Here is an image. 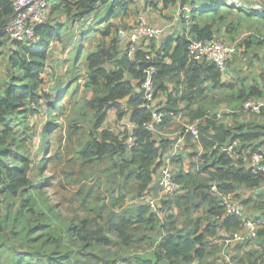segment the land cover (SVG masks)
<instances>
[{
	"label": "rangeland",
	"instance_id": "obj_1",
	"mask_svg": "<svg viewBox=\"0 0 264 264\" xmlns=\"http://www.w3.org/2000/svg\"><path fill=\"white\" fill-rule=\"evenodd\" d=\"M117 1L108 0L109 5ZM214 1L217 0H198L196 6H188V10L181 6L175 13L182 12L181 23L185 28L191 27L194 16H199L197 22L211 23L214 20L218 23L221 20L217 25L216 40L237 44V53L224 74L225 80L237 78L236 88L225 90L226 96H218L224 91L209 87L205 95L197 100L179 101L178 106L183 111L174 116L170 125L162 126L154 133L156 140L167 139L171 143L161 162L163 166L168 165L176 176L181 171L199 173L204 161L201 158L205 152L203 145L186 132V126L202 119L197 115L203 114V123L212 119L235 130L237 127L248 130L250 126L264 125L261 115L244 109L247 100L264 99V0H242L241 8H226L217 15L210 9L198 13L201 5L209 7V3ZM133 2L129 0L126 11L132 16H147L146 7L150 4L146 0L139 2L142 7L135 13V8L131 7ZM256 4L263 6V10L256 12ZM102 7L98 10L95 23L86 24L85 31L90 27L97 28L89 33L77 28L80 24L78 15L76 17L77 9L73 8L70 13L65 7L54 9L49 24L57 29L59 36L46 46L49 59L44 73L50 99L28 103L14 114L11 125L0 124V169L5 172L7 169L22 168L26 160L31 168L28 176L30 184L17 196L0 191V203H3L0 205V264H18L23 260L31 264H46L48 261L52 264H103L114 261L141 264L144 256H149L154 247L153 244L138 241L139 236L146 234L144 228L147 223H138L128 212L150 205L152 212L164 217L161 208L165 197L158 186L160 171L154 177L151 191L139 195L133 191L136 188L133 182L118 178L116 160L105 158L89 162L82 155L93 139L95 122L94 111L88 106L94 92L86 88V56L99 44L110 42L112 37L116 39L118 30L126 35L133 30L121 21L124 14L118 7L119 17L112 20L118 26L114 25L110 37H106L109 25L98 23L108 10V7ZM162 13L168 21L167 25L176 15L173 10ZM251 13H258L259 17ZM224 29L230 41L223 38ZM165 37L150 44L152 49H159ZM14 43L3 40L0 44L3 85L23 75L20 69L11 68L10 59L18 56L15 54L19 49ZM80 51L82 56L79 57ZM182 89L178 92L177 85H173L168 93L160 91L159 100L167 105L171 96L182 98L185 94ZM127 123V119L120 123L112 109L97 132L107 129L118 134L128 129ZM129 172L127 170L126 174ZM0 176L3 179L1 173ZM242 194L237 197L245 207L247 200ZM248 210L246 206V218ZM173 212H178V209L175 207ZM122 215L129 218L117 230L116 225ZM201 216L207 217L204 209L193 213L187 220ZM207 219L202 223L203 228ZM100 232L107 238L104 243L98 241ZM72 234H78L80 238L76 244L70 240ZM133 234L135 237H129Z\"/></svg>",
	"mask_w": 264,
	"mask_h": 264
},
{
	"label": "trees",
	"instance_id": "obj_2",
	"mask_svg": "<svg viewBox=\"0 0 264 264\" xmlns=\"http://www.w3.org/2000/svg\"><path fill=\"white\" fill-rule=\"evenodd\" d=\"M159 1L147 0L151 8L154 9L157 8ZM161 1L165 9L177 3V0ZM225 1H214L209 3V7L201 5V10L198 13L207 12L210 9V12L217 15L216 13L227 8L224 4ZM48 2L51 5V13L54 9L63 7L70 13L75 8L78 11L76 17L78 15L79 21L85 20L86 23H95L101 5H103V9L108 7L104 19H98V23L109 25L105 31L106 37H110L114 25L118 26L112 22L119 17L118 7H121L123 11V18L131 15L130 12L126 11L129 9V0H118L112 5H109L108 0H48ZM180 3L185 9L188 6H196L198 0H180ZM13 14L12 2L0 0V30ZM256 14L259 16L258 13ZM136 16L135 26L139 14ZM198 17L194 16V23L191 27L185 28L179 34L165 37V33V39L159 49H152L150 46L138 50L131 57L128 53L129 47L124 52L119 49L123 40L120 38V30H118L116 39L112 37L110 42L99 44L95 50L86 56L88 74L86 88L94 92V98L88 103V106L94 111L95 122L93 139L88 142L82 155L89 162L101 161L105 158L116 160L118 178L121 177L126 182H133L136 186L133 191L139 195L151 191L155 182L154 177L163 166L161 159L171 147V143L167 139L156 140L154 133L147 130L145 126L151 120L152 113L144 106L145 101L142 92L144 71L150 66L156 68L157 97L160 91L169 90L167 83H171L175 87L177 85L178 92L183 87L182 90L185 93L182 98L171 96L169 103L165 106L159 104L160 111L166 113L164 122L160 127L170 125L174 116L183 111L178 106L179 101L192 102L197 100L205 95L210 86L214 89H235L233 84L223 82L225 73H221L216 65L199 64L191 61L189 57L190 44L193 41H215L218 37L217 25L221 21L218 23H215L214 20L211 23L197 22ZM182 20L181 15L179 23ZM88 29L85 32L88 31L87 33H89V31H95L97 28L93 27L92 29L90 27ZM37 32L40 41L35 44L14 43L18 45L19 49L15 54L18 56H12L10 59L11 68L20 69L23 72L21 78L16 77L11 83L1 84L2 69L0 64L1 125H11L14 114L23 110L28 103H39L43 98L50 99L45 86L44 74L49 59L46 46L50 41L58 38L59 34L49 22L39 28ZM229 32L231 31L229 30ZM3 40L10 41L6 34L1 36L0 44ZM81 51L79 57L82 56ZM148 55H151V59H147ZM110 66H112L111 69H109ZM112 109L115 110L120 123L128 119L135 125L131 132L123 130L117 134L107 129L97 132L106 121L108 111ZM197 116L202 118L199 123V141L205 151L201 156L204 161H202L199 173L181 171L177 176L175 175L176 181L181 185V191L174 197L164 196L165 199L162 201L161 208L164 217L152 212L150 205H142L136 210L128 212L138 223L139 221L147 223L144 228L146 234L139 236L138 241L154 245L151 254L142 259L144 262L141 263L142 260H140L139 263L141 264H192L196 259L203 261L210 255L211 252L207 250L211 247V239L217 235L219 229L227 230L233 238L234 233L242 230L243 223L241 218L227 215L225 209L220 206L219 198L211 194L212 186L216 185L220 193L234 194L238 200L237 196L241 195L243 191H255L264 184V175H255L245 164L231 159L223 151L225 146L235 141H239L241 148L249 153L263 151L264 125L250 126L248 130L237 127L235 130L220 125L212 119L203 123V114ZM261 116L264 119V112ZM122 134H132L135 137L137 144L132 150L127 149L125 141L121 139ZM30 170L27 160L22 168L7 169L5 172L0 169L5 182L2 191L17 196L21 190L29 186ZM127 170L130 171L128 174H126ZM248 202L250 203L251 200L245 202V207L248 206ZM175 207L178 212H173ZM202 209L205 210L208 219L201 216L187 220V217ZM169 210L171 212L166 213ZM128 218L124 215L120 216L116 225L117 230L121 229L122 223ZM180 219L182 221L179 225ZM206 219L208 222L203 228L202 223ZM98 235L99 242L107 241L103 233L100 232ZM70 237L73 244L80 240L78 234H72ZM129 237L135 236L133 234ZM24 261L27 260L20 261L18 264H31L30 261ZM136 262L138 263V261ZM46 264H52V262L48 261ZM103 264H125V262L114 261Z\"/></svg>",
	"mask_w": 264,
	"mask_h": 264
},
{
	"label": "built area",
	"instance_id": "obj_3",
	"mask_svg": "<svg viewBox=\"0 0 264 264\" xmlns=\"http://www.w3.org/2000/svg\"><path fill=\"white\" fill-rule=\"evenodd\" d=\"M14 7V14L7 21L5 26L0 30V40L3 34L8 35L11 42L22 44H35L40 41L37 32L39 28L44 26L50 20L51 5L48 0H10ZM225 7L239 9L242 6V0H226ZM184 10H188L185 8ZM255 11H262L263 6L256 4ZM182 12L175 15L174 20L165 27H154L150 25L148 19L139 15L137 24L132 32L126 35L119 32L121 39L128 42L129 56H134L138 50L146 49L144 44L150 45L152 42L162 40L166 31L180 21ZM237 53L236 43H225L222 41H193L189 46V57L191 61L199 64L210 63L216 65L221 73H226L229 63ZM151 59V55L147 56ZM157 70L154 66H150L144 71V81L142 84L143 98L146 106L152 113L151 120L145 124L147 130L156 133L158 128L163 124L166 113L160 111L157 102V93L155 86V75ZM244 109L261 115L264 112V99L247 100L244 103ZM220 117V116H218ZM198 119L193 124L186 126V132L194 139L200 138ZM135 125L128 126L130 132ZM121 139L125 141L128 150H132L136 146V139L131 134H122ZM228 157L235 161L245 164L255 175H264V150L249 153L244 151L239 142L235 141L223 148ZM158 185L162 191V195L166 197H174L181 191V185L176 181L175 174L168 166H162L160 169ZM5 187V182L0 176V191ZM211 194L219 198L220 206L225 209L227 215L237 216L242 219V230L233 234L235 241L247 242L250 238L257 237L258 223L246 218L245 207L241 201L237 200L234 194L220 193L216 185L211 188ZM3 205V203H0Z\"/></svg>",
	"mask_w": 264,
	"mask_h": 264
},
{
	"label": "crops",
	"instance_id": "obj_4",
	"mask_svg": "<svg viewBox=\"0 0 264 264\" xmlns=\"http://www.w3.org/2000/svg\"><path fill=\"white\" fill-rule=\"evenodd\" d=\"M132 1H134L133 2L134 5H132L131 7L132 9L135 8L133 12L137 13L139 11L138 8L140 9L142 7L139 4V2H142L144 0H132ZM181 6L182 5L180 3V0H177V3L174 6H170L168 9H165L163 7L162 1L160 0L158 2L156 9L151 8L150 6L146 7V11L148 13L146 17L150 25L154 27H165L168 21L163 18L162 11L173 10V13H175L178 7H180L181 9ZM102 12H104V10ZM251 15H254L255 17H259L256 13H251ZM136 17H137L136 15L132 16L131 13L129 17H125V19L123 18L124 20L122 19L121 21L126 23L127 26L134 29L136 23ZM78 24L79 26H77V28H82L83 31L85 32L86 29L85 27L87 26L86 21L85 20L79 21ZM103 24L106 25V23H102V25ZM175 25L176 26L173 29L167 30L166 32L167 37L183 32L186 27L183 26L182 23ZM222 35L223 38H226L229 41L231 40L226 29H224ZM144 46L149 47L150 45L144 44ZM126 48H128V42L121 41L119 45V49L124 52ZM236 81L237 78H235V80L232 81L228 79L225 80V75H223V82L226 84H233L235 88H236ZM167 84L169 85V89L171 88V86H173L171 83H167ZM221 90L224 92L223 94H219L218 96H224V95L226 96L225 90H231V89L225 88L224 90L223 89ZM166 92L168 93V91ZM235 93L236 91L233 92L231 98L235 95ZM157 102L162 106L166 105V103L159 100V95L157 97ZM131 124L133 123L130 122V120H128L126 126L128 127ZM242 195L245 196L247 201L251 200L250 203L248 202V206H247L249 208L247 219L258 223L257 237L250 238L247 242L235 241L232 238L230 232H228L225 229H219L217 235L211 239L212 245L207 250L211 252L210 255L206 257L203 261L196 259L195 261H193L192 264H264V184L261 186V188H258L255 191L245 190L243 191ZM240 232L243 234L245 233L244 230H240Z\"/></svg>",
	"mask_w": 264,
	"mask_h": 264
}]
</instances>
